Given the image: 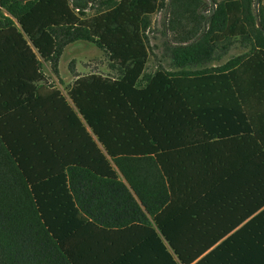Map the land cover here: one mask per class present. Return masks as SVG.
<instances>
[{"label": "trees", "instance_id": "obj_1", "mask_svg": "<svg viewBox=\"0 0 264 264\" xmlns=\"http://www.w3.org/2000/svg\"><path fill=\"white\" fill-rule=\"evenodd\" d=\"M0 264H264L262 0H0Z\"/></svg>", "mask_w": 264, "mask_h": 264}, {"label": "rangeland", "instance_id": "obj_2", "mask_svg": "<svg viewBox=\"0 0 264 264\" xmlns=\"http://www.w3.org/2000/svg\"><path fill=\"white\" fill-rule=\"evenodd\" d=\"M262 7L264 11V0H262ZM88 16L94 14V9L91 7L86 10ZM162 12H158L152 16V33H150L149 39V59L147 62V71H155L161 63V19ZM242 51L238 48L232 49L228 56H226L221 62L215 63L219 65L226 62L231 56L239 55ZM108 56L106 53L96 47L93 42L77 41L67 45L61 55L58 76L54 75L51 67L48 63H42V71L44 72L47 81L59 89L61 93L68 99V90L73 83L75 77L86 76L90 73H99L102 75H110L111 69L108 66Z\"/></svg>", "mask_w": 264, "mask_h": 264}, {"label": "water", "instance_id": "obj_3", "mask_svg": "<svg viewBox=\"0 0 264 264\" xmlns=\"http://www.w3.org/2000/svg\"><path fill=\"white\" fill-rule=\"evenodd\" d=\"M257 27H259V23H257Z\"/></svg>", "mask_w": 264, "mask_h": 264}]
</instances>
